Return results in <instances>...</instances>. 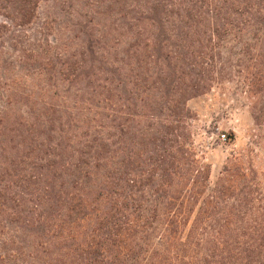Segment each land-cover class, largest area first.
<instances>
[{"label": "trees", "instance_id": "1", "mask_svg": "<svg viewBox=\"0 0 264 264\" xmlns=\"http://www.w3.org/2000/svg\"><path fill=\"white\" fill-rule=\"evenodd\" d=\"M36 3L0 0V34ZM84 4L0 50V264H264V196L240 152L211 177L186 106L235 82L264 123V0Z\"/></svg>", "mask_w": 264, "mask_h": 264}, {"label": "rangeland", "instance_id": "2", "mask_svg": "<svg viewBox=\"0 0 264 264\" xmlns=\"http://www.w3.org/2000/svg\"><path fill=\"white\" fill-rule=\"evenodd\" d=\"M85 1L37 0L33 16L26 26L19 28L18 32L17 28L8 26L0 34V50L5 58L13 60L18 55L20 43L12 40L16 35L30 43L68 38L73 34L78 36L80 28L86 25L87 16H90L87 10L92 8L85 5ZM2 19L0 17V22ZM12 68L18 69L16 62ZM225 86L224 94L214 87L208 94L187 101L186 106L193 117L190 121L193 144L203 151V162L209 164L211 177L216 175L230 152H240L245 182L256 181L260 195L264 196V123L260 121L258 127L253 124L249 100L242 95L235 82ZM4 92L5 87L0 84V104L6 101ZM36 93L34 90L33 98ZM12 100L25 102L14 97ZM230 132L233 134L232 141H223L222 135L228 136Z\"/></svg>", "mask_w": 264, "mask_h": 264}]
</instances>
